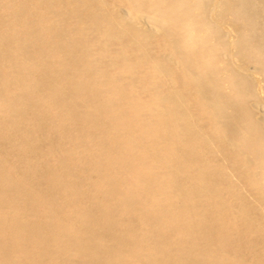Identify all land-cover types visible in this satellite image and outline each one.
I'll list each match as a JSON object with an SVG mask.
<instances>
[{
  "label": "bare ground",
  "instance_id": "1",
  "mask_svg": "<svg viewBox=\"0 0 264 264\" xmlns=\"http://www.w3.org/2000/svg\"><path fill=\"white\" fill-rule=\"evenodd\" d=\"M0 264H264V0H0Z\"/></svg>",
  "mask_w": 264,
  "mask_h": 264
}]
</instances>
